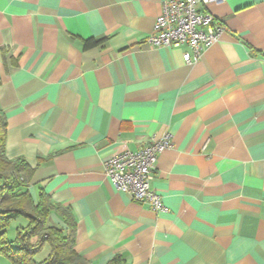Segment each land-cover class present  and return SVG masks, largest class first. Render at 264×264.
Here are the masks:
<instances>
[{"label": "crops", "instance_id": "0c3cea01", "mask_svg": "<svg viewBox=\"0 0 264 264\" xmlns=\"http://www.w3.org/2000/svg\"><path fill=\"white\" fill-rule=\"evenodd\" d=\"M165 1L0 0L4 154L31 168L33 203L70 211L91 264H264V0L200 4L225 31L190 63L146 41ZM163 133L157 212L104 162Z\"/></svg>", "mask_w": 264, "mask_h": 264}, {"label": "built area", "instance_id": "2783aa9c", "mask_svg": "<svg viewBox=\"0 0 264 264\" xmlns=\"http://www.w3.org/2000/svg\"><path fill=\"white\" fill-rule=\"evenodd\" d=\"M222 0H168L163 2L155 18L153 31L146 41L153 47L187 46L183 53L185 62H196L225 31L214 15L198 8L200 4ZM169 133L152 136L135 150H120L104 162L105 176L112 186L133 200L149 204L157 212L166 210L158 193L151 188L156 160L164 149L171 146Z\"/></svg>", "mask_w": 264, "mask_h": 264}, {"label": "trees", "instance_id": "16d2710c", "mask_svg": "<svg viewBox=\"0 0 264 264\" xmlns=\"http://www.w3.org/2000/svg\"><path fill=\"white\" fill-rule=\"evenodd\" d=\"M102 42L103 39L90 37L83 40V46L90 48ZM4 145L5 118L0 113V253L15 264H91L74 249L75 227L70 211L53 204L43 192L33 203L26 190L31 168L22 158L8 159ZM52 210L61 214L67 230L46 224ZM19 216L26 224L16 226L14 238L9 239L6 229L10 221ZM43 244L48 245V254L37 260L35 255ZM107 264H122V259L115 256Z\"/></svg>", "mask_w": 264, "mask_h": 264}, {"label": "rangeland", "instance_id": "374dc122", "mask_svg": "<svg viewBox=\"0 0 264 264\" xmlns=\"http://www.w3.org/2000/svg\"><path fill=\"white\" fill-rule=\"evenodd\" d=\"M21 220H22L23 222H22ZM21 224H26V220H24V218L21 217V216H19V217H17V218H14V219H12V220L10 221V223H9L7 229H6V234H7V236H8L9 239L14 238L15 233H16V231H15V230H16V226H21ZM46 249H47V250H46ZM48 251H49V247H48V245L43 244V247H41V248L37 251V253H36V255H35V258H36L37 260H42V259H44V258L47 256Z\"/></svg>", "mask_w": 264, "mask_h": 264}]
</instances>
